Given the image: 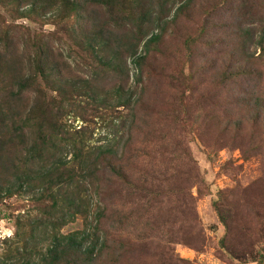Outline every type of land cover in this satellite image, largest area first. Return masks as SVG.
<instances>
[{
    "label": "rangeland",
    "instance_id": "obj_1",
    "mask_svg": "<svg viewBox=\"0 0 264 264\" xmlns=\"http://www.w3.org/2000/svg\"><path fill=\"white\" fill-rule=\"evenodd\" d=\"M70 1L55 0V15L41 9L26 15L12 13V0H0V27H28L36 45L29 46L21 65L14 66L18 58L0 61V83L9 85L19 73H32L43 45L40 56L48 58L63 84L43 85L46 94L56 98L54 109L61 105L80 113L77 95L84 88L108 99L114 91L112 78L103 77L102 84L91 79H96L93 69L98 65L89 42L99 36L108 47L107 56L117 46L129 48V33H119L118 22H140L159 0H122L107 8L79 0L77 13L65 10L63 3ZM255 2L195 0L153 46L155 59L145 66L149 72L142 81L130 66L137 107L104 115L107 121L126 118L117 144L121 160L115 163L116 174L104 176L111 183L105 188L106 228L110 239L122 242L116 247L121 253L122 247L133 244L138 264H171L162 257L180 258L185 264H264L258 261L264 255V65L260 85L255 86V78L243 77L239 64H232L241 58V30L258 27L264 18V0ZM252 50L256 56L261 52L260 47ZM89 113L88 124L103 135L104 117ZM69 122L74 128L83 124L80 117ZM24 159L18 147L0 151V183L13 187L0 194V256L8 246L2 243L6 237L18 233L33 244L47 233L29 215L41 203L51 204L50 197L15 180L24 172L34 175L32 166L14 165ZM97 186L98 180L91 179L88 188L94 191ZM82 227L83 220L77 218L62 232Z\"/></svg>",
    "mask_w": 264,
    "mask_h": 264
},
{
    "label": "trees",
    "instance_id": "obj_2",
    "mask_svg": "<svg viewBox=\"0 0 264 264\" xmlns=\"http://www.w3.org/2000/svg\"><path fill=\"white\" fill-rule=\"evenodd\" d=\"M12 1V13L21 11L20 13L31 15L41 9L43 13L55 15L59 8L55 0ZM121 1L90 0L88 6L101 5L107 8L116 6L115 2ZM194 1L159 0L143 13L140 22L134 24L127 20L119 21L116 29L125 35L129 33L127 36L130 44L129 48L115 47L116 52L111 56L106 55L108 47L101 44L99 36L89 42L94 55L93 62L98 65L93 69L96 79H91L98 80L97 84H102L103 77L114 80L111 101L95 89L84 88L77 95L79 97L76 96L80 99L77 104L80 113L72 107L61 105L54 109L56 98L48 96L43 85L51 82V85L63 84L52 72L48 58L44 61L40 56L44 53L43 45L34 57L37 65L32 73H19L9 85L0 83V151L9 147L20 148L25 159L14 165H29L28 168L32 166L33 169L28 170L34 172V175L29 177L28 172L17 175L15 180L18 185L22 188L35 187L52 201L49 205L41 203L38 211L29 215L38 226L47 230L46 235L33 244L22 240L18 233L14 237H6L2 243H8V246L0 256V264H138L140 256L133 244L126 249L122 247L124 252L121 253V249L116 247L122 245V242L110 239L106 228L108 194L105 188L111 186V183L104 176L111 172L116 174L115 163L121 160L117 144L126 118L115 116V120L107 121L108 117L105 118L104 115H117L121 107L128 112L137 107L139 100L135 98L132 84H129L130 66H135L138 80L142 81L145 73L149 72V68L145 66L150 59H155L153 46L163 41L169 25L175 23L179 14L190 8ZM256 3L255 0H246V4ZM176 4L179 5L171 16L172 7ZM63 5L65 10H74L75 13L82 8L79 0ZM257 25L258 27L245 26L241 30V58L232 63L239 64L243 77L255 78V86L260 85L263 75L264 18ZM30 33V29L25 26H16L14 30L0 27L2 64L5 60L18 58L16 63L13 62L14 66L21 65L29 46H36L31 43ZM38 36L34 38H39ZM143 41L139 52L138 48ZM253 47L261 48L257 56ZM127 59H130V64ZM232 68L233 66L230 67V73ZM181 77L186 79L184 74ZM88 112H91L89 115L97 113L98 117H104L102 123L107 131L103 135H96L95 129L98 127H90L88 124ZM71 117H80L83 124L74 128L69 122ZM124 117H128V114ZM91 179L98 180V190L88 188ZM4 190L8 193L13 187H4L0 183V194ZM77 218L83 220L82 229L63 233V226ZM221 218L225 222L223 215ZM162 259H169L171 264H185L180 258ZM262 260L264 255L258 261Z\"/></svg>",
    "mask_w": 264,
    "mask_h": 264
}]
</instances>
